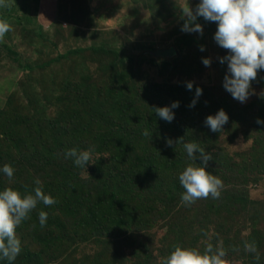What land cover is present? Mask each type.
I'll return each instance as SVG.
<instances>
[{
	"label": "rangeland",
	"instance_id": "rangeland-1",
	"mask_svg": "<svg viewBox=\"0 0 264 264\" xmlns=\"http://www.w3.org/2000/svg\"><path fill=\"white\" fill-rule=\"evenodd\" d=\"M56 1L59 3L56 14L53 0H6V6H0V19L11 26V30L0 38V109L4 110L9 101L12 103L9 108H13L9 110V116H0V165L10 164L15 169L11 181L0 174V185L5 179L6 187L18 189L21 193H30L39 186L56 200L51 206L38 202L29 218L17 227L16 235L21 244L31 250H40L42 264H92V259L98 257L102 264H132L131 259L141 264L147 257L156 258L154 261L162 264L160 252L165 247L170 252L179 243V236L173 228L174 222L181 218L179 228L183 227L187 234L185 247L189 246L188 237L192 231L191 237L200 238L197 244L200 249L208 243L214 245L216 239V246L226 251V264H252L257 253L264 257V236L261 245H256V253L244 250L245 241H252L256 229L264 232V160L253 165V156L248 154L253 141L246 122H243L249 121L251 114L263 119L262 112L253 109L251 103L264 101L261 95L264 93V70H258L256 79L251 81L253 94L246 102L232 99V104L236 105L233 113L221 107L230 118L233 117V121L223 125L219 132H212L204 120L221 108L214 112L211 101L220 95L223 100L227 94L222 85L227 64H221L219 57L226 55L228 50L218 46L213 38L216 22L207 29L211 33L203 24L202 33L181 31L187 19L182 11L187 0ZM188 3L194 11L198 0H188ZM185 37L197 43L180 47L179 41ZM201 45L204 51L200 50ZM169 48L174 50L172 56L156 54L158 50ZM204 57L211 59L210 66L202 63ZM187 81L193 82L191 91L186 88ZM67 83L74 89L66 91ZM197 86L203 89V94L195 107H189ZM144 90L146 92L141 93ZM169 94L173 97L186 95L178 108L184 104L192 109L188 111L192 118L186 120L191 125L193 122L199 125L198 130L203 133L200 138H212L213 134L216 137L208 153L217 154L221 172L228 171L227 177L232 174L237 178V182L231 185L218 176L223 181L222 188L238 187L258 206L235 218L236 214L233 211L228 213L224 203L211 201L212 208L208 207V199L198 198L186 206L181 200L183 192L178 195L179 199L161 203L148 192L137 190L134 194L121 196L118 209L111 210L113 217L117 220L119 212L135 208L138 215L145 214L150 205L152 215L149 213V216L155 218L154 222L134 227L123 223L120 230L115 229L107 236L105 233L91 234L88 228L74 229L77 225H72V214L79 216L83 223L92 217L87 215L91 203L86 192L90 181L99 176V164L120 178L139 163L132 157L123 159L129 166L127 170L111 161L112 158L118 159L117 142L121 138L129 133L142 137L139 129L144 119L137 113L140 104L152 102L154 109L159 99L165 100ZM205 100L209 109L207 115L198 111ZM74 117L78 118L75 126L97 119L100 132L96 133L95 139L86 138L89 142L81 149L91 151L86 169L76 165L73 171L63 170L58 166L61 161L57 156L61 154L57 146L52 144V150L47 154L42 153V148L50 147L47 143L60 138L57 142L68 140L72 149L77 136L72 134L71 127L67 130L60 127ZM20 129L29 132L25 140L18 132ZM230 135L232 140H229ZM139 147L144 148L135 145L132 153L137 154ZM66 152L61 157L73 160L66 158ZM47 160L46 170L35 167ZM229 161L230 164L226 165ZM196 166L201 165L196 163ZM74 171L83 180L79 182L84 191L80 212L65 205L60 193V183L67 188L75 184L72 183ZM36 178L41 182L39 185L34 182ZM138 183L141 184L142 180ZM96 198L93 196L94 200ZM125 202L127 204L119 209ZM40 210L48 212L43 227L38 220ZM96 211L98 219L106 213L105 208ZM44 235L50 236V247H41L37 242L38 236ZM228 248L233 251L227 253Z\"/></svg>",
	"mask_w": 264,
	"mask_h": 264
},
{
	"label": "trees",
	"instance_id": "trees-1",
	"mask_svg": "<svg viewBox=\"0 0 264 264\" xmlns=\"http://www.w3.org/2000/svg\"><path fill=\"white\" fill-rule=\"evenodd\" d=\"M59 7V3H58ZM26 19V17H25ZM18 21H21L18 19ZM196 23H200L205 25L206 30L212 28V21H206L203 17H198L196 20ZM209 30H207L208 32ZM211 33V31H209ZM197 41L190 38L185 37L181 38L179 41V46L182 47V45L190 46L191 44H196ZM106 48V47H105ZM92 50H99V48H92ZM106 50L112 51L117 53L116 50H112L110 48H107ZM73 51H69V53H72ZM76 52V50H75ZM68 54V53H67ZM66 56V55H65ZM65 56H58V57H65ZM29 68V67H27ZM156 88H158V85H155ZM70 86L68 83L65 86L66 91L73 90L74 87ZM26 92L25 90H23ZM78 92V91H76ZM146 92L145 90L141 93L144 94ZM138 96V95H137ZM186 95H181L178 97H173L172 94H169L168 97L163 100L159 99V103L155 106H166L170 105L173 101H183L184 97ZM221 96L218 99H213L211 101V105L213 106L214 112L218 108H225L229 113H233L235 111V106L232 104V99H234L230 93L227 92V94H224L223 100H221ZM156 97V95H154ZM168 98L171 99V102L168 101ZM9 98L6 99L5 103L8 101ZM24 99V98H23ZM20 103V102H19ZM23 104V103H20ZM264 101L261 103H257L256 101L251 103V106L253 105V109L260 110L261 117L264 119V108H263ZM6 107L4 110L0 109V116H9V110L13 108H9L12 103L9 101L6 103ZM23 106H20L22 109ZM152 102H149L148 104L141 103L138 112L144 119L142 121L143 126L139 129V134L142 135V137H137V135H133V133L127 134L125 138H121L117 142V154L118 159L112 158L113 161L111 162H117L118 164H121L122 167H125L127 170H129V166H127V163L123 161L125 158H135L139 161L134 169L130 170L129 174L123 175L120 178H118L116 175L112 174L109 169H105V167L101 164H99V168H101L99 171V176L90 181L91 185L87 189L86 195L89 198L90 209L87 215L92 216L89 219V222L83 223L82 219L75 215L73 219V224H76L77 226L73 227L74 229H84L88 228L91 231V234H101L105 233V235H110L112 231L120 230V227L123 223L128 225V223L131 225V227L134 226H143L145 223H149L150 221L154 222L153 216H149V213L152 215V209L149 205L147 211L145 214H139L137 213V209H131L128 212L121 211L119 212V216L117 214V220L114 215L112 214L111 210H117V203H119L122 195H128L129 193L134 194L137 192V190L148 192L150 194V197L157 198L161 201V203H168L169 201H174L179 199V196L182 192L185 190L180 185L178 174L181 172L188 164L193 163L200 165L201 160L198 158L197 161L190 160L187 157V154L184 150V143L186 142H194L199 145V147H202L205 149V152L208 153V148L212 143H215L216 137H214V134L212 138H200L203 136V133L201 130H198V126L193 122L191 125L186 119L190 117L188 114V111H191L192 109L186 107L184 104L178 108L174 109L175 112V118L172 120V122H167L158 116H156L155 112L152 109ZM201 111L204 115H207L209 113V109L206 106V100L200 105L198 108V111ZM251 114V113H250ZM251 118L249 121H243L246 122L249 133V137L253 141V145L250 147L248 154L253 156V165H258L259 161L264 160V124L260 125L257 124V116H254L251 114ZM93 118H97L93 117ZM192 118V117H190ZM99 119V118H98ZM73 120H75L73 122ZM78 118L74 117L69 122L65 123L60 128L63 130H67L71 127L73 129L72 134L74 136H77V140L73 142L72 149H76L77 151L81 150L83 145L88 144V139H95L97 138V132L99 131V127L97 124V119L90 120L88 123H77L76 126L74 125L77 122ZM147 120V121H146ZM230 121H233V117H229V120L227 123L230 124ZM24 121H22L23 124ZM28 124V123H27ZM38 125V122L36 123ZM230 128V126H229ZM231 129V128H230ZM127 130V129H126ZM145 131H148L149 135H145ZM20 134L22 133V137L25 138L28 136L29 132H23L22 129L18 131ZM225 133V131H224ZM234 134L236 132L234 131ZM59 136V135H58ZM166 138L173 139V145L171 147L166 145ZM233 136L230 135L229 140H232ZM21 139V138H20ZM60 138H55L53 142L47 143V148H42V153H48L52 149V144H55L57 146V149L59 151V154L64 155V151H68L70 149L69 147V141L64 140L62 142L59 141ZM117 140V139H116ZM115 140V141H116ZM24 142V141H23ZM19 146V143H17ZM144 146V148H137L139 151L137 154H133V147L134 146ZM211 160L208 162V166L206 168L207 171L211 172L212 174H215V176H221L224 178V180L230 182L232 185L237 182V178L235 175L230 174L229 177H227L228 171L221 172V163L217 160V154H215L213 151L210 153ZM133 155V156H132ZM57 156L61 163L58 164L59 168H62L63 170L71 169L72 171L75 169L76 165L73 164V160L69 161L65 158ZM46 157V156H45ZM230 161L226 164L229 165ZM49 165V161H44L41 164H38L35 166L38 170H46V167ZM237 165H240L239 163ZM236 165V166H237ZM202 166V165H201ZM231 172V170H229ZM259 171V170H258ZM263 171V170H262ZM75 173V178L72 181V183H75L73 186L67 188L64 186L63 183H60V193L63 195V203L65 205H68L69 208L73 209L75 212L82 211L81 206V196L84 194V191L80 189L79 182L83 181L79 178L80 174ZM222 173V174H221ZM260 173V172H259ZM94 174V173H93ZM69 175V174H68ZM68 175L65 178H68ZM101 179V180H100ZM100 180V181H99ZM138 180H142V183L139 184ZM256 180V179H255ZM150 183L149 186H147ZM6 187L5 179L4 183L0 185V188ZM142 186V188H140ZM93 196L96 197V200L93 199ZM178 196V197H177ZM145 197V196H144ZM149 197V198H150ZM139 198V196H138ZM208 199L210 202L208 204V207L213 208V202H219L224 203L227 209L228 213L232 214V211L236 214V217H239L241 214H245L247 209L254 210L256 206H258V203L253 202L249 199L248 193L244 190L238 189V187L230 186L229 189L225 190V188L220 189V196L218 198H213L211 194L209 197L205 198ZM147 200V199H146ZM148 202L152 203V201L147 200ZM154 203V202H153ZM127 202H125L122 206L119 207V209L123 206H125ZM155 204V203H154ZM98 208L103 209L105 208L106 213L101 216L100 219L96 217V213ZM146 217L148 219H146ZM146 219V220H144ZM181 223V218L178 219L177 222H174V228L173 230L176 231L177 235L179 236V243L178 245H182L185 247V237H187V234L185 233V229L182 227L179 228V225ZM191 230L192 227L190 226ZM192 231L189 234V246L190 248H197L201 252L204 251L205 248H199L197 244L200 241V238H193ZM264 236V232L255 230L254 234L252 235V241H255L256 245H261L262 239ZM50 236L44 235L42 237L38 236L37 242L40 244L41 247H50L52 245L51 239H49ZM262 237V238H261ZM214 241V238H213ZM250 241V242H252ZM215 246L217 244L215 239ZM219 246V245H218ZM230 251H233L232 249L228 248ZM169 253L168 249L165 247L160 252V257L163 258ZM254 256H257L258 258L254 259L252 261V264H264V257H262L260 254L257 253ZM156 259V258H154ZM154 259H151L150 257H147L141 264H157ZM42 253L40 250H31L28 246H25L21 244V252L15 259V261H12L11 264H42ZM132 264H136L134 259H131ZM0 264H9L7 260L0 261ZM92 264H102L100 263V259L95 258L92 259ZM107 264H113V262H107Z\"/></svg>",
	"mask_w": 264,
	"mask_h": 264
},
{
	"label": "clouds",
	"instance_id": "clouds-1",
	"mask_svg": "<svg viewBox=\"0 0 264 264\" xmlns=\"http://www.w3.org/2000/svg\"><path fill=\"white\" fill-rule=\"evenodd\" d=\"M0 6H6V0H0ZM182 11L187 17L181 26V31L184 32L202 33V25L195 22L198 17L216 22L217 28L213 38L218 46L228 50L226 55L219 57L221 64H227L222 85L234 99L241 103L246 102L253 94L251 81L256 79L258 70H264V0H198L194 11L187 0V6L182 7ZM10 30L9 23L0 19V38ZM200 50L204 51L203 45ZM202 63L208 67L211 65V59L204 57ZM186 88L191 91L193 82L187 81ZM202 94L203 89L197 86L189 107H195ZM261 95L264 96V93ZM179 103L173 101L170 105L157 106L153 111L156 116L170 123L175 118L173 110L179 107ZM228 120L227 112L221 108L215 114L206 116L204 124L210 131L219 132ZM256 122L264 124V119L257 118ZM144 134L149 135L148 131ZM173 143V139L166 138L167 146L171 147ZM183 147L187 157L194 161L199 158V164L202 166L190 163L179 172L178 179L185 190L181 194L182 202L187 206L198 198H207L210 194L213 198H218L223 181L206 170L208 162L212 159L210 154L194 142H186ZM65 156L72 158L75 165L86 169V165L90 164L91 151H77L73 148L68 150ZM14 173L15 169L10 164L0 165V174L6 176L9 181L14 177ZM34 182L36 185L41 183L39 178ZM38 202L51 206L56 200L39 186L30 193H21L12 187L0 189V261L7 260L11 264L20 254L21 241L16 235V229L29 218L30 212L36 208ZM47 219L48 212L40 210L38 220L41 227L46 225ZM244 250L256 253L255 241H245ZM225 256V249L212 243H208L203 252L197 248L176 245L162 258V264H226Z\"/></svg>",
	"mask_w": 264,
	"mask_h": 264
},
{
	"label": "water",
	"instance_id": "water-1",
	"mask_svg": "<svg viewBox=\"0 0 264 264\" xmlns=\"http://www.w3.org/2000/svg\"><path fill=\"white\" fill-rule=\"evenodd\" d=\"M158 56L162 57H169L174 54V50L172 48L166 49V50H158L156 53Z\"/></svg>",
	"mask_w": 264,
	"mask_h": 264
},
{
	"label": "crops",
	"instance_id": "crops-1",
	"mask_svg": "<svg viewBox=\"0 0 264 264\" xmlns=\"http://www.w3.org/2000/svg\"><path fill=\"white\" fill-rule=\"evenodd\" d=\"M53 11H55V14L57 13V8H58V1L53 0ZM42 11V10H41ZM1 84V83H0ZM10 84V83H9Z\"/></svg>",
	"mask_w": 264,
	"mask_h": 264
}]
</instances>
